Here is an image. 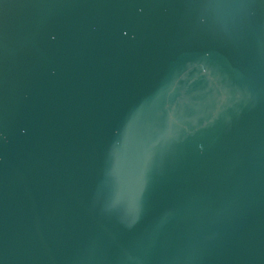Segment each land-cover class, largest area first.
<instances>
[{
    "label": "water",
    "instance_id": "95a60500",
    "mask_svg": "<svg viewBox=\"0 0 264 264\" xmlns=\"http://www.w3.org/2000/svg\"><path fill=\"white\" fill-rule=\"evenodd\" d=\"M0 264H264V0H0Z\"/></svg>",
    "mask_w": 264,
    "mask_h": 264
}]
</instances>
